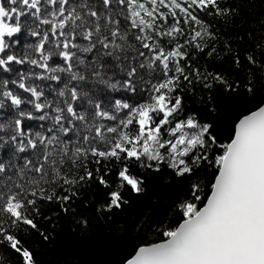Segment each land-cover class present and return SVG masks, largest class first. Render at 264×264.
Instances as JSON below:
<instances>
[{
  "label": "snow or ice",
  "instance_id": "obj_1",
  "mask_svg": "<svg viewBox=\"0 0 264 264\" xmlns=\"http://www.w3.org/2000/svg\"><path fill=\"white\" fill-rule=\"evenodd\" d=\"M228 12L220 0H0V245L36 264L20 236L47 241L48 211L75 214L96 188L111 221L155 174L183 195L168 219L131 221L144 242L123 264H264V44L209 70L230 49L202 16ZM197 86L208 118L186 104ZM221 97L251 104L226 129Z\"/></svg>",
  "mask_w": 264,
  "mask_h": 264
},
{
  "label": "trees",
  "instance_id": "obj_2",
  "mask_svg": "<svg viewBox=\"0 0 264 264\" xmlns=\"http://www.w3.org/2000/svg\"><path fill=\"white\" fill-rule=\"evenodd\" d=\"M220 4L229 9L226 16L203 15L202 18L216 35L218 49L225 45L230 49L221 52L223 59L217 58L214 64H209V70L227 72L232 67L228 62L231 56L242 52L245 46L251 49L254 45L264 44V0H220ZM23 42L31 43L33 38L25 36ZM22 70H28L27 66H22ZM37 83L56 87L55 82ZM45 91L49 94L47 87ZM202 97L204 102L201 101ZM206 100L207 93L197 86L189 93L186 104L190 110L199 112L202 118H208L205 114ZM220 100L223 105L220 112L225 117L221 127L225 129L234 115L251 106L241 104L239 97L236 100L221 97ZM39 124V121H26V125L33 130H39ZM223 135L226 136L227 131ZM5 152L10 154L9 146L0 148V156ZM97 191L91 188L84 192L81 199L87 207L81 209L78 206L75 214L48 211L47 215L52 217V221L41 219L39 222L41 230L49 236L47 241L35 231L21 234L20 238L33 252L36 264H123L133 245L144 242L136 239L137 233L126 230L131 221L139 217L149 222L168 219V214L172 212L169 205L183 195V187L173 183L171 178L157 181L153 174L146 191L139 197L132 195L130 206L108 221L98 218L94 211V206L99 202ZM81 216L89 220L87 228L77 222ZM147 239L152 241L158 237L149 233ZM0 264H22V258L3 244L0 245Z\"/></svg>",
  "mask_w": 264,
  "mask_h": 264
}]
</instances>
